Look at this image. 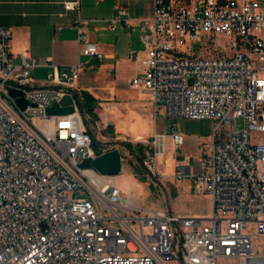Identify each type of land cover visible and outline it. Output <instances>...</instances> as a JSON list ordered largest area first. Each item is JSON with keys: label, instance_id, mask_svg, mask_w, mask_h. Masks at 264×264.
<instances>
[{"label": "built area", "instance_id": "1", "mask_svg": "<svg viewBox=\"0 0 264 264\" xmlns=\"http://www.w3.org/2000/svg\"><path fill=\"white\" fill-rule=\"evenodd\" d=\"M152 4L141 37L146 57L135 54L143 76L130 83L145 87L155 111L165 108L168 117L216 122L201 169L174 167L178 181L190 179L195 191L211 196L212 214L143 209L114 175L82 167L108 152L95 146L79 111L86 63L70 73L55 66L37 82L31 52L12 53V31L0 25V264H264V1ZM76 26L81 55L102 60L90 22L78 17ZM191 44L202 45L192 52ZM67 96L74 112L49 115ZM240 118L246 129H236ZM172 138L178 152L185 141L178 126ZM160 142L157 135L146 142L155 155L148 170L156 167Z\"/></svg>", "mask_w": 264, "mask_h": 264}, {"label": "crops", "instance_id": "2", "mask_svg": "<svg viewBox=\"0 0 264 264\" xmlns=\"http://www.w3.org/2000/svg\"><path fill=\"white\" fill-rule=\"evenodd\" d=\"M67 2H80V7L67 10ZM119 16L120 19H117ZM152 16V0H0V25L12 31L11 52L19 55L29 50L36 62L31 73L35 79L42 77V82L47 81L55 66L63 73H70L73 65L79 61L85 62L78 81L79 93V84H86L83 74L88 70H109L102 80L97 76L89 81L103 84L109 81L115 90H124L123 77L126 76L130 81L139 74L143 76V64L135 60V54H139L141 58L146 57L148 46L141 37L149 32ZM78 17L90 22V41L103 53L102 60L81 55L76 26ZM15 62L21 63L20 57H17ZM130 86L133 87L131 83ZM141 88L149 97L145 87L136 89ZM195 121L203 125L186 129L177 125L185 135L184 144L178 152L172 138L173 129L167 131L163 127H157V131L150 137L157 135L161 140L159 157L171 150L174 167L176 163H180L188 166L192 172L201 169L203 158L210 153L216 124L213 120ZM115 129L114 127V132ZM116 131L120 133L117 129ZM122 140L132 141L126 137L118 141ZM123 161L122 157V163ZM174 179L178 196L181 181L175 177ZM182 181L188 184L189 191L200 192L195 191L190 179Z\"/></svg>", "mask_w": 264, "mask_h": 264}, {"label": "rangeland", "instance_id": "3", "mask_svg": "<svg viewBox=\"0 0 264 264\" xmlns=\"http://www.w3.org/2000/svg\"><path fill=\"white\" fill-rule=\"evenodd\" d=\"M238 1L249 2L255 0ZM201 45L191 44L192 52H197ZM107 72L109 70H102L101 68L96 71H85L83 78L86 84H81L80 82L79 86L81 91H88L98 98L96 112L100 119L94 121L88 115L86 119L89 129L95 135L99 148L106 151L114 149L122 150L121 156L124 161L121 171L115 175L117 184L124 189L127 195L136 198L143 209L149 211L171 210L175 215L180 217H209L212 214V200L208 193L189 191L188 184L181 181L179 182L180 194L176 195L177 186L173 177L174 162L171 158V153H173L171 150H168L159 157V146L156 147V167L148 170L146 166V160L155 156L153 154L154 151L153 153L150 151L154 150V146L146 142L157 131V127H163L167 131H172L174 125L186 129L203 125V123L188 118L168 117L164 111H161L166 110L165 108L155 111L154 105L152 101L150 102L151 99L148 95L144 93L142 88L136 89L131 87L130 82L132 79L129 81L126 76L123 77L122 81L124 90L113 89V84L109 81V83L105 84L89 81L90 79L97 78V76L102 80ZM138 77H142V75L139 74ZM35 80L42 82L43 78L39 76ZM110 124L120 133L116 129L114 133L109 132ZM247 127L248 124L245 119L240 118L236 129H246ZM125 137L134 143H142L148 148L143 165L138 162L135 154L130 152L125 146H122L121 141H118ZM168 264H180V262L175 260Z\"/></svg>", "mask_w": 264, "mask_h": 264}, {"label": "water", "instance_id": "4", "mask_svg": "<svg viewBox=\"0 0 264 264\" xmlns=\"http://www.w3.org/2000/svg\"><path fill=\"white\" fill-rule=\"evenodd\" d=\"M12 96H21L23 94L19 90L12 89ZM18 102L24 108L26 106V101L20 98ZM73 100L70 96L63 99L61 104L54 103L48 108L47 112L49 115H67L74 112V107L72 105ZM82 167H94L100 173L107 175H117L122 169V156L119 149H114L103 153L97 158H86L82 163Z\"/></svg>", "mask_w": 264, "mask_h": 264}, {"label": "trees", "instance_id": "5", "mask_svg": "<svg viewBox=\"0 0 264 264\" xmlns=\"http://www.w3.org/2000/svg\"><path fill=\"white\" fill-rule=\"evenodd\" d=\"M77 102H78V106H79V111H80V113L84 119V122L86 123L87 126H89L87 119H86L87 115L90 116L91 119L94 121H98L100 119V117L98 116V114L96 112L97 105H98V98H96L90 92L82 90L77 95ZM109 128H110L109 132L113 133L114 127L111 125ZM88 131L93 136L95 146H98V142L95 138V135H93V133L90 129H88ZM121 143L130 152H132L133 154L136 155V157L138 158V162L141 165L144 164V160L146 159V151L148 149L144 144L134 143L132 141H127V140H122ZM150 151H152L151 153H153V150H150Z\"/></svg>", "mask_w": 264, "mask_h": 264}]
</instances>
